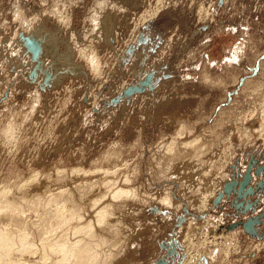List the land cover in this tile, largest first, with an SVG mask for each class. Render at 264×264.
Returning a JSON list of instances; mask_svg holds the SVG:
<instances>
[{"label": "rangeland", "instance_id": "1", "mask_svg": "<svg viewBox=\"0 0 264 264\" xmlns=\"http://www.w3.org/2000/svg\"><path fill=\"white\" fill-rule=\"evenodd\" d=\"M263 212L264 0H0L3 264H264Z\"/></svg>", "mask_w": 264, "mask_h": 264}, {"label": "water", "instance_id": "2", "mask_svg": "<svg viewBox=\"0 0 264 264\" xmlns=\"http://www.w3.org/2000/svg\"><path fill=\"white\" fill-rule=\"evenodd\" d=\"M21 38L23 40V44L25 46V48L27 49V51L30 53L31 55V59L34 61H38V57L40 56V53L42 52V41L32 35H21ZM253 161L251 160L249 163V166L242 178V181H240L239 183H237L236 181L234 182H228L226 183L224 189L225 192H228L231 190L232 187L237 185L236 191L238 193V197H241L245 194V189L246 191H248L249 193L253 192V189L251 186L249 185V180L251 179V163ZM263 168L262 166L260 168L255 169L254 173L258 174L260 169ZM248 186V187H247ZM256 187H262V183H257ZM264 214V212L262 213ZM245 227L247 228L248 226L245 225Z\"/></svg>", "mask_w": 264, "mask_h": 264}, {"label": "bare ground", "instance_id": "3", "mask_svg": "<svg viewBox=\"0 0 264 264\" xmlns=\"http://www.w3.org/2000/svg\"><path fill=\"white\" fill-rule=\"evenodd\" d=\"M0 244L2 245L3 243H0ZM2 259H5V257L3 258V254H2V252L0 251V262L3 261ZM4 261H5V260H4ZM1 263H2V262H1ZM1 263H0V264H1ZM2 264H3V263H2Z\"/></svg>", "mask_w": 264, "mask_h": 264}]
</instances>
